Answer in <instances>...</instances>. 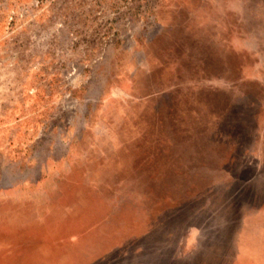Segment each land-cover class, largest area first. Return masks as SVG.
Listing matches in <instances>:
<instances>
[{"label":"rangeland","instance_id":"1","mask_svg":"<svg viewBox=\"0 0 264 264\" xmlns=\"http://www.w3.org/2000/svg\"><path fill=\"white\" fill-rule=\"evenodd\" d=\"M0 264H264V0H0Z\"/></svg>","mask_w":264,"mask_h":264}]
</instances>
